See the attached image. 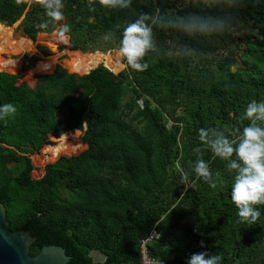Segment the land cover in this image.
I'll list each match as a JSON object with an SVG mask.
<instances>
[{"label":"trees","instance_id":"trees-1","mask_svg":"<svg viewBox=\"0 0 264 264\" xmlns=\"http://www.w3.org/2000/svg\"><path fill=\"white\" fill-rule=\"evenodd\" d=\"M63 2L64 17L53 22L39 0H0V23L11 27L23 19L33 42L68 24L63 48L106 53L119 49L128 22L168 15L178 2H189L186 14L251 22L257 36L248 43L263 72L257 74L254 63L232 72L233 59L215 55V47L236 40L225 31L187 36L155 25L157 47L144 58L146 70L115 74L100 65L81 75L57 64L52 73L32 77L33 86L22 75L0 72V103L17 108L0 121V201L10 229L37 238L31 256L61 246L69 264H101L91 258L94 251L106 256L103 264H140L141 241L155 227L160 237L149 251L166 264H187L201 252L219 255V264H264V203L256 205L261 214L255 222L241 221L231 199L235 170L199 140L202 127L235 138V130L250 123L242 119L247 105L264 99V0H211L208 7L201 0H130L116 8L101 0ZM76 131L83 132L86 149L48 164L44 177L34 180L26 156L50 137ZM70 139L64 134L48 150L65 154L75 146ZM198 159L208 162L216 188L196 175ZM12 165L21 167L14 172Z\"/></svg>","mask_w":264,"mask_h":264},{"label":"clouds","instance_id":"clouds-1","mask_svg":"<svg viewBox=\"0 0 264 264\" xmlns=\"http://www.w3.org/2000/svg\"><path fill=\"white\" fill-rule=\"evenodd\" d=\"M101 3L110 8L127 7L130 0H101ZM39 4L53 22L63 19V0H39ZM229 23L228 18L211 13L156 16L142 14L123 27L118 51L132 69L146 70L149 64L144 58L150 50L157 47L154 25L187 36H210L225 31ZM47 24L48 21H45L44 26ZM69 31L70 25L60 26L61 36ZM16 111L14 103H0V121L10 118ZM242 119L250 123L246 124L242 131L237 128L233 139L221 131L202 127L199 129V140L210 147L216 156L227 160L230 170H235L231 199L238 209L241 221L252 223L261 214L256 205L264 203V99L250 102ZM233 154L236 158H232ZM194 171L198 177L208 181L212 188L217 187L206 160L198 159ZM181 181L189 183V175H182ZM220 260L219 255L201 252L194 253L187 264H219Z\"/></svg>","mask_w":264,"mask_h":264},{"label":"rangeland","instance_id":"rangeland-1","mask_svg":"<svg viewBox=\"0 0 264 264\" xmlns=\"http://www.w3.org/2000/svg\"><path fill=\"white\" fill-rule=\"evenodd\" d=\"M25 1L29 2L30 0ZM201 3H203L204 6L208 7L211 5V0H201ZM189 6V2H178L174 9L168 10V15L186 14L184 12V9ZM228 17L230 23L227 25L224 34H230L234 38H236V40L231 44L215 47V55L218 56V58H232L234 62L232 72L247 70L250 64L254 63L255 65H257V74L262 73V67L258 63H256L255 58H253L252 48L248 43L250 41H255L257 36L256 28H254V25H252L251 22L243 21L240 17L237 18L234 15H228ZM22 20L11 27L0 23V72L5 71L12 74L22 75L31 86L34 85L32 77L41 74L52 73L55 65L57 64H62V66L69 72L75 73L76 69L73 62H75L74 60L77 57H80V54L81 56L99 54L103 60L98 66L103 65L115 74H119L123 70H126L130 67L125 62L124 58L119 54L118 48H114L113 50L106 53L73 52L65 49L62 47V42H64L66 38H64L65 36H61L59 32H55L53 34H41L39 35L37 41L33 42L24 34V30L21 26ZM50 51L54 53L53 56L47 57L44 55L45 52L47 53ZM26 54L30 56L31 59L26 60L24 58ZM36 56H40V61L33 62L32 60ZM106 58H109L112 62L111 68L105 63L107 62V60H105ZM12 61H14L16 65L12 66ZM78 73L85 74L84 72ZM154 107H157V104L154 103ZM161 112L163 121L167 123V128L171 129V127L173 126L172 120L163 110H161ZM182 113V110H180L176 113V115L180 116L182 115ZM64 134L70 135V140L75 145L74 147H76V149H74V147L68 149V154L59 153L58 155H54L51 151L48 150L50 147L47 148L46 146H44L37 153L26 156L27 159L31 160L34 166V169L32 171L33 179L43 178L45 175V167L48 164L55 163L61 157L76 156L86 149V146L82 143V131H76L74 133L66 132ZM63 135L60 138H62ZM60 138L51 140L52 146L54 145L56 147L59 143L58 140ZM47 153L49 157L46 159L45 154ZM176 165L177 168H179V164ZM20 167L21 165L11 166L14 172H17ZM95 254L97 253L94 252L93 256Z\"/></svg>","mask_w":264,"mask_h":264},{"label":"water","instance_id":"water-1","mask_svg":"<svg viewBox=\"0 0 264 264\" xmlns=\"http://www.w3.org/2000/svg\"><path fill=\"white\" fill-rule=\"evenodd\" d=\"M36 241L37 238L32 237L27 231H12L10 229L7 209L0 201V264H69L71 261L72 258L66 254V250L56 245L45 246L37 255L31 256V248ZM94 252L90 256L96 261L93 258ZM105 261L106 256L103 255V260L98 263L103 264Z\"/></svg>","mask_w":264,"mask_h":264},{"label":"built area","instance_id":"built-area-1","mask_svg":"<svg viewBox=\"0 0 264 264\" xmlns=\"http://www.w3.org/2000/svg\"><path fill=\"white\" fill-rule=\"evenodd\" d=\"M81 57H84V56H81L80 55V58ZM78 58V57H77ZM76 60V59H75ZM74 60V61H75ZM74 63V62H73ZM74 67L76 69V72L77 74H79L76 68V64L74 63ZM78 71V72H77ZM89 72V71H88ZM88 72H84L85 74H81V75H87ZM53 139H57L55 137H50V142L47 143L45 146L47 148L49 147H53L52 144H51V140ZM55 147V146H54ZM49 156H48V153L45 154V158L47 159ZM51 164V163H50ZM46 168V167H45ZM42 179V178H40ZM39 178L38 179H34V180H40ZM160 237L159 233L157 232L156 230V227L148 234V236L146 238H144L142 241H141V247H140V264H166L163 260H158L154 257L151 256L150 254V251H149V246L150 244H152L156 239H158Z\"/></svg>","mask_w":264,"mask_h":264},{"label":"bare ground","instance_id":"bare-ground-1","mask_svg":"<svg viewBox=\"0 0 264 264\" xmlns=\"http://www.w3.org/2000/svg\"><path fill=\"white\" fill-rule=\"evenodd\" d=\"M83 58H85V59H83ZM86 58H90V59H86ZM102 60H103L102 57L99 54H97V55L84 56L81 58L78 57V58H76L74 63L76 64V68L78 71L87 72L90 69L98 66ZM105 60H107V62H105L107 64V66H109L111 68L112 62L110 61V59L106 58Z\"/></svg>","mask_w":264,"mask_h":264},{"label":"crops","instance_id":"crops-1","mask_svg":"<svg viewBox=\"0 0 264 264\" xmlns=\"http://www.w3.org/2000/svg\"><path fill=\"white\" fill-rule=\"evenodd\" d=\"M39 35H41V34H39ZM39 35H38V37H39ZM55 67H56V65H55ZM55 67H54V69H55ZM54 69H53V71H54ZM95 253H97V254H95V255L93 256V258H94V259H98V260H96L95 262L98 263V261H102V260H103V254H101V253H99V252H95Z\"/></svg>","mask_w":264,"mask_h":264}]
</instances>
